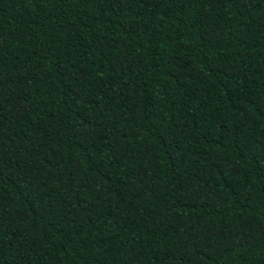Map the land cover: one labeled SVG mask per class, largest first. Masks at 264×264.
<instances>
[{"label":"trees","instance_id":"trees-1","mask_svg":"<svg viewBox=\"0 0 264 264\" xmlns=\"http://www.w3.org/2000/svg\"><path fill=\"white\" fill-rule=\"evenodd\" d=\"M0 264H264V0H0Z\"/></svg>","mask_w":264,"mask_h":264}]
</instances>
